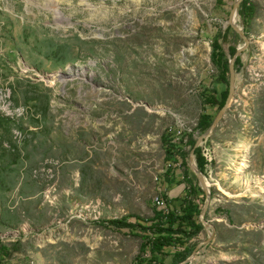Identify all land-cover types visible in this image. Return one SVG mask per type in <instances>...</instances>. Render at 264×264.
I'll list each match as a JSON object with an SVG mask.
<instances>
[{"label": "rangeland", "instance_id": "374dc122", "mask_svg": "<svg viewBox=\"0 0 264 264\" xmlns=\"http://www.w3.org/2000/svg\"><path fill=\"white\" fill-rule=\"evenodd\" d=\"M236 1L0 0L6 264L133 263L141 239L103 223L145 225L156 196L179 210L184 168L165 161L160 139L197 140L203 111L216 116L200 94L222 88L210 44ZM249 2V25L234 19L248 43L232 100L197 147L210 204L192 243L212 239L188 264H264V0ZM218 41L226 54L244 45L231 28Z\"/></svg>", "mask_w": 264, "mask_h": 264}, {"label": "trees", "instance_id": "16d2710c", "mask_svg": "<svg viewBox=\"0 0 264 264\" xmlns=\"http://www.w3.org/2000/svg\"><path fill=\"white\" fill-rule=\"evenodd\" d=\"M238 16L246 28L254 17V7L250 4L249 0L241 1ZM229 30L230 28L228 27L223 34H220L221 37L217 38L216 36L210 44L209 59L215 71L213 76L222 84V88L214 89L213 94H200L204 110L207 107H216L218 112L223 107L228 95V62L235 54L236 49L229 47L226 54L218 40L221 39L222 42H225ZM239 66L240 58L238 57L234 65L235 72H238ZM0 121L2 120L0 119ZM212 121V117L204 114L203 111L194 130L199 135L204 134L211 126ZM160 141L165 161H171L170 163L172 161L174 163L180 162V165L184 168L182 177L185 187L178 195V200L181 202L179 210H168V199L165 195H162L161 197L165 202L167 212L155 208L152 218L145 221V225L130 223L126 217L103 223L111 230L118 232L128 230L131 235L141 239L142 244L139 253L132 264H165V250L167 249H173L171 264H179L190 256L196 246L192 241L196 240L203 230L198 217L204 202V194L197 182L190 178L188 168L186 167L196 140L193 138L192 133L182 131L176 142L165 134L161 136ZM186 148L188 149L187 151ZM194 161L196 168L202 173L207 161L199 148L194 150ZM170 168L168 167L164 173L167 182H171L168 179L172 175V169ZM14 248L15 245L12 246V249ZM10 255V248L0 241V264H6L5 262Z\"/></svg>", "mask_w": 264, "mask_h": 264}, {"label": "water", "instance_id": "95a60500", "mask_svg": "<svg viewBox=\"0 0 264 264\" xmlns=\"http://www.w3.org/2000/svg\"><path fill=\"white\" fill-rule=\"evenodd\" d=\"M242 0H237L234 4H233V8L231 10L230 13V19H229V26L230 28L237 33L240 38L243 40L244 45L240 48H237L235 51V54L231 57V59L228 62V72H229V79H228V95L226 98V101L223 105V107L217 112L216 116L214 117L211 126L209 127V129L202 134L195 142L194 145V149L191 151L190 156H189V167L192 171V173L194 174L195 178L197 179V181L199 182L200 188L202 190V192L205 194V199L202 205V208L200 210V214H199V222L202 225V227L204 228H208V225H206L203 221V217L205 215V212L207 211L209 204H210V196L207 192L206 189V185L203 182V178L201 176V174L198 172L196 165H195V161H194V150L199 146L200 143H202L205 139H207L211 133L213 132L214 128L217 126L218 122L223 118V116L225 115L226 111L229 108L230 102L232 100L233 97V93H234V82H235V69H234V65H235V61L236 59L240 56L241 52L244 51L247 47V39L243 33L242 30H239L237 27H235V25L233 23H231V20L233 17H235L237 15L238 12V8H239V4L241 3ZM212 239V235H208L205 241H202L200 243H198L194 250L192 251V253L190 254V256L188 258H186L183 262L179 263V264H188L192 261V259L195 257V255L198 253V251L203 248L204 246H206L207 244L210 243Z\"/></svg>", "mask_w": 264, "mask_h": 264}, {"label": "built area", "instance_id": "2783aa9c", "mask_svg": "<svg viewBox=\"0 0 264 264\" xmlns=\"http://www.w3.org/2000/svg\"><path fill=\"white\" fill-rule=\"evenodd\" d=\"M153 202H154V205H155V207L157 209L162 210L164 212H167V208H166L165 202H164V200L162 199L161 196H156L153 199Z\"/></svg>", "mask_w": 264, "mask_h": 264}, {"label": "bare ground", "instance_id": "6f19581e", "mask_svg": "<svg viewBox=\"0 0 264 264\" xmlns=\"http://www.w3.org/2000/svg\"><path fill=\"white\" fill-rule=\"evenodd\" d=\"M234 19H235V17H233L232 20H231V23H233V24L235 22ZM239 176H242V175H239ZM259 181H260V179H254V183L257 184V185H258ZM247 187H248V185H247Z\"/></svg>", "mask_w": 264, "mask_h": 264}, {"label": "flooded vegetation", "instance_id": "af4514ba", "mask_svg": "<svg viewBox=\"0 0 264 264\" xmlns=\"http://www.w3.org/2000/svg\"><path fill=\"white\" fill-rule=\"evenodd\" d=\"M204 194V193H203ZM204 199H205V194H204Z\"/></svg>", "mask_w": 264, "mask_h": 264}]
</instances>
